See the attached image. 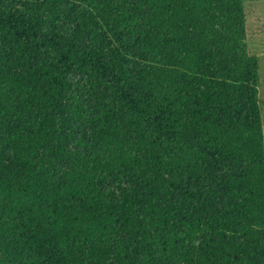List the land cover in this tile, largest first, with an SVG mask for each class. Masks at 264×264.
Returning a JSON list of instances; mask_svg holds the SVG:
<instances>
[{"label":"trees","instance_id":"obj_1","mask_svg":"<svg viewBox=\"0 0 264 264\" xmlns=\"http://www.w3.org/2000/svg\"><path fill=\"white\" fill-rule=\"evenodd\" d=\"M243 1L0 0V264H264Z\"/></svg>","mask_w":264,"mask_h":264},{"label":"rangeland","instance_id":"obj_2","mask_svg":"<svg viewBox=\"0 0 264 264\" xmlns=\"http://www.w3.org/2000/svg\"><path fill=\"white\" fill-rule=\"evenodd\" d=\"M242 12L246 50L249 55L257 59L256 97L260 126L263 132L264 154V0L243 1ZM261 239L264 241L263 233Z\"/></svg>","mask_w":264,"mask_h":264},{"label":"crops","instance_id":"obj_3","mask_svg":"<svg viewBox=\"0 0 264 264\" xmlns=\"http://www.w3.org/2000/svg\"><path fill=\"white\" fill-rule=\"evenodd\" d=\"M262 132V131H261ZM262 134H263V132H262ZM262 140H263V135H262ZM263 143V142H262Z\"/></svg>","mask_w":264,"mask_h":264}]
</instances>
